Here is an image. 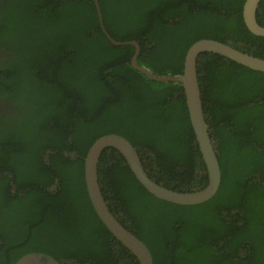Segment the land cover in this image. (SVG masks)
Masks as SVG:
<instances>
[{
  "label": "trees",
  "instance_id": "trees-1",
  "mask_svg": "<svg viewBox=\"0 0 264 264\" xmlns=\"http://www.w3.org/2000/svg\"><path fill=\"white\" fill-rule=\"evenodd\" d=\"M244 1L98 0L107 33L137 42V65L157 77L180 75L201 39L264 59ZM256 21L264 27V0ZM134 52L107 40L91 0H0V103L13 107L0 115V264L33 252L61 264H139L86 192L84 158L104 135L127 139L148 177L169 190L207 185L180 84L134 70ZM196 70L217 193L194 206L158 200L114 149L99 160L101 193L153 264H264V73L208 53Z\"/></svg>",
  "mask_w": 264,
  "mask_h": 264
},
{
  "label": "water",
  "instance_id": "water-1",
  "mask_svg": "<svg viewBox=\"0 0 264 264\" xmlns=\"http://www.w3.org/2000/svg\"><path fill=\"white\" fill-rule=\"evenodd\" d=\"M62 2L74 0H58ZM95 6L97 19L103 35L116 47L133 46L134 55L130 60L131 67L149 80L158 83L180 84L185 97L190 125L193 129L201 160L204 164L207 185L200 190L177 192L169 190L150 179L145 172L136 149L122 136L108 134L98 138L89 148L84 158V182L91 206L107 229V231L126 248L139 264H153L152 255L147 246L134 234L124 228L109 211L101 193L98 179V164L106 149L116 150L125 160L135 180L146 192L158 200L181 206H194L210 200L218 191L221 182L220 165L213 141L209 135L201 101V91L197 77V58L208 53L221 56L250 70L264 73V59L241 52L230 45L211 39H201L193 43L187 50L183 70L176 76H154L152 73L137 65L140 53L139 44L135 41L117 42L111 38L104 27L98 0H91ZM262 0H245L242 8V19L247 30L258 37H264V27L256 21V12ZM14 264H61L50 255L33 252L21 256Z\"/></svg>",
  "mask_w": 264,
  "mask_h": 264
},
{
  "label": "flooded vegetation",
  "instance_id": "flooded-vegetation-1",
  "mask_svg": "<svg viewBox=\"0 0 264 264\" xmlns=\"http://www.w3.org/2000/svg\"><path fill=\"white\" fill-rule=\"evenodd\" d=\"M3 56V54L1 55ZM13 107L11 104L7 103L4 99L0 103V115L5 119L12 112Z\"/></svg>",
  "mask_w": 264,
  "mask_h": 264
}]
</instances>
